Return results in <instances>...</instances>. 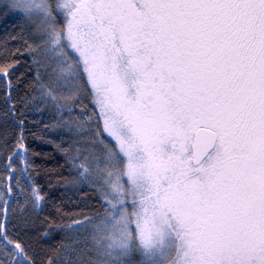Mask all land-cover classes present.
Segmentation results:
<instances>
[{"label": "snow or ice", "instance_id": "snow-or-ice-1", "mask_svg": "<svg viewBox=\"0 0 264 264\" xmlns=\"http://www.w3.org/2000/svg\"><path fill=\"white\" fill-rule=\"evenodd\" d=\"M3 11L37 37L32 87L61 114L45 128L71 143L39 139L97 195L94 215L73 221L85 231L71 264H264V0H8ZM17 63L0 64L6 95ZM74 103L81 115L64 119ZM3 229L0 264H36Z\"/></svg>", "mask_w": 264, "mask_h": 264}, {"label": "trees", "instance_id": "trees-1", "mask_svg": "<svg viewBox=\"0 0 264 264\" xmlns=\"http://www.w3.org/2000/svg\"><path fill=\"white\" fill-rule=\"evenodd\" d=\"M4 4L0 0V64L7 66L12 60L19 63L9 69L13 72L10 95H6L5 80L0 79V231L10 185L12 199L6 222L9 235L27 247L36 264H47L49 259L52 264H71L77 254L68 253L71 226L74 220L83 221L85 216L94 215L98 208L97 195L89 184L80 180L60 151L39 139L42 135L64 146L71 143L69 133L45 128L46 124L60 119L61 114L44 102L38 86L32 87L37 65L33 63L36 56L28 47L27 26L19 16L5 13ZM76 104L71 113L67 109L62 113L64 119L81 115ZM20 120L24 121L23 129ZM21 130L24 146L17 147ZM13 152L18 155L12 158L9 171L7 157ZM16 179L20 180L19 186ZM34 186L43 198L33 199ZM76 225L79 233L80 225Z\"/></svg>", "mask_w": 264, "mask_h": 264}, {"label": "rangeland", "instance_id": "rangeland-1", "mask_svg": "<svg viewBox=\"0 0 264 264\" xmlns=\"http://www.w3.org/2000/svg\"><path fill=\"white\" fill-rule=\"evenodd\" d=\"M3 2L4 3H7L8 2V0H3ZM13 15H16V14H13ZM18 16V15H17ZM24 20V19H23ZM24 22H25V20H24ZM25 24H26V26H27V30H28V36H29V39H30V44L31 45H33V47H35V45L39 42L38 41V39H37V37H35L34 35H33V32L31 31V28H30V26L25 22ZM32 53L36 56V58L37 59H39V56H38V53H36V52H33L32 51ZM44 71V70H43ZM43 71H42V74H43ZM85 103H88V101L87 100H85ZM75 104V103H74ZM78 104V103H77ZM76 104V105H77ZM77 106H80L79 104L77 105ZM89 106L91 107V105L89 104ZM76 106H74V108H75ZM66 109H64L63 110V112L65 111ZM77 227V225L76 224H73L72 226H71V229H72V232H71V239H69V246H68V253H69V255H71V254H73V250L75 249L76 250V252L78 253V250L80 249V247H81V244L80 243H78V241H82L83 240V238H84V229L83 228H81L80 229V232L78 233V231H76V228ZM74 231H76V233L75 234H73V232ZM77 255V254H76Z\"/></svg>", "mask_w": 264, "mask_h": 264}, {"label": "water", "instance_id": "water-1", "mask_svg": "<svg viewBox=\"0 0 264 264\" xmlns=\"http://www.w3.org/2000/svg\"><path fill=\"white\" fill-rule=\"evenodd\" d=\"M13 174H14V173L12 172V176H11L10 179L13 178ZM8 193H9V200H8V202H7V206H6V209H5L4 223L7 222V220H8V207H9V204H10L11 199H12V195H11V192H10V185H9V187H8ZM3 230H4V229H2V231H3Z\"/></svg>", "mask_w": 264, "mask_h": 264}]
</instances>
